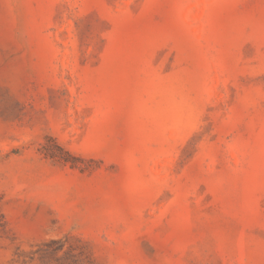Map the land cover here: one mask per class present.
Masks as SVG:
<instances>
[{
  "label": "rangeland",
  "instance_id": "obj_1",
  "mask_svg": "<svg viewBox=\"0 0 264 264\" xmlns=\"http://www.w3.org/2000/svg\"><path fill=\"white\" fill-rule=\"evenodd\" d=\"M0 264H264V0H0Z\"/></svg>",
  "mask_w": 264,
  "mask_h": 264
}]
</instances>
